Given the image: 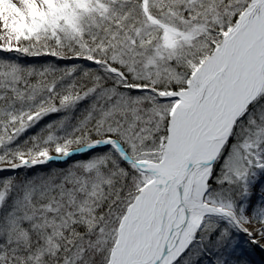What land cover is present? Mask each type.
<instances>
[{"label": "snow or ice", "instance_id": "1", "mask_svg": "<svg viewBox=\"0 0 264 264\" xmlns=\"http://www.w3.org/2000/svg\"><path fill=\"white\" fill-rule=\"evenodd\" d=\"M264 253V0H0V264Z\"/></svg>", "mask_w": 264, "mask_h": 264}, {"label": "rangeland", "instance_id": "2", "mask_svg": "<svg viewBox=\"0 0 264 264\" xmlns=\"http://www.w3.org/2000/svg\"><path fill=\"white\" fill-rule=\"evenodd\" d=\"M255 254H256V251H254V252H252L251 254H250V259H251V261H252V264H264V259L263 258H261V259H259V261L258 260H256L257 258V256H255ZM258 262V263H257Z\"/></svg>", "mask_w": 264, "mask_h": 264}, {"label": "bare ground", "instance_id": "3", "mask_svg": "<svg viewBox=\"0 0 264 264\" xmlns=\"http://www.w3.org/2000/svg\"><path fill=\"white\" fill-rule=\"evenodd\" d=\"M255 256H257L256 258V260H258L259 261V259H261V258H263L264 259V253H262V252H260L259 251V249H257L256 250V254H255ZM260 262V261H259ZM258 263V262H257Z\"/></svg>", "mask_w": 264, "mask_h": 264}]
</instances>
